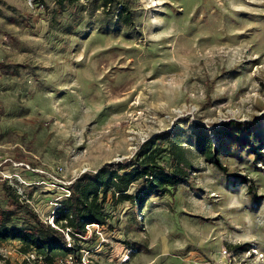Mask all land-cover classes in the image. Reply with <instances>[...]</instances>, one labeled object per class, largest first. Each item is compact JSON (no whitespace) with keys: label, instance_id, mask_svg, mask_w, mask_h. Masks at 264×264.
<instances>
[{"label":"rangeland","instance_id":"rangeland-1","mask_svg":"<svg viewBox=\"0 0 264 264\" xmlns=\"http://www.w3.org/2000/svg\"><path fill=\"white\" fill-rule=\"evenodd\" d=\"M29 1L0 0V203L5 181L48 221L61 185L173 130L188 181L143 201L109 195L113 230L89 225L81 252L92 264H264V160L232 144L222 170L193 137L200 126L216 142L220 123L246 121L264 152V0H113L55 15ZM0 264L31 263L9 239Z\"/></svg>","mask_w":264,"mask_h":264},{"label":"trees","instance_id":"trees-1","mask_svg":"<svg viewBox=\"0 0 264 264\" xmlns=\"http://www.w3.org/2000/svg\"><path fill=\"white\" fill-rule=\"evenodd\" d=\"M49 1L54 4L55 15L57 11L61 12L69 6H79L81 12H91L98 7H106L109 11L113 0H32L37 8L48 7ZM117 5L118 10L114 9L116 14L124 6L127 7L120 2ZM123 17L125 22L129 21V11ZM68 29L65 31H69ZM213 133L216 134V142H213L208 131L198 126L193 132L194 148L204 160L216 164L220 169L226 170L220 155L226 148L232 147V144L236 147L232 148H245L247 153L264 160V152L257 150L261 140L252 132L250 123L229 119L216 126ZM180 135L173 130L155 133L142 141L128 159L106 161L92 171L81 172L70 183L61 185L63 195L58 199L59 204L52 213L54 224L41 218L10 184L2 182L3 195L8 206L0 203V243L9 239L17 240L19 251L24 255L34 251L41 256V264H59V258H64L69 253L80 259V241H85L88 237L87 224H97L107 235L113 230L106 209L109 195L117 202L133 200L136 197L143 201L147 195L165 194L181 182L188 181V161L184 158ZM167 141L172 143L173 154L178 160L172 168L160 161L166 150L164 143ZM243 177L248 181L246 176ZM134 182L141 183V194H137L138 196L128 191ZM65 189H68V194H65ZM248 190L255 193L253 183H249ZM21 217L25 220L14 222V219ZM246 247L235 245L234 249Z\"/></svg>","mask_w":264,"mask_h":264},{"label":"built area","instance_id":"built-area-1","mask_svg":"<svg viewBox=\"0 0 264 264\" xmlns=\"http://www.w3.org/2000/svg\"><path fill=\"white\" fill-rule=\"evenodd\" d=\"M29 2L32 3V6H34L32 0H30ZM65 190H66L65 194H68L69 193L68 189H65ZM48 221L51 224H54L53 214H50ZM89 225H91V224H87L86 227H89ZM93 225H96V227H98L97 224H93ZM66 235H67V238L69 239V236L67 233H66ZM25 258H26V261L31 263V264H41L40 263L41 256L37 255L34 251H29L28 253H26ZM59 264H92V263L89 260V257L87 256V254H85V252H82L80 259H77L73 255V253L67 254L64 258H59Z\"/></svg>","mask_w":264,"mask_h":264}]
</instances>
